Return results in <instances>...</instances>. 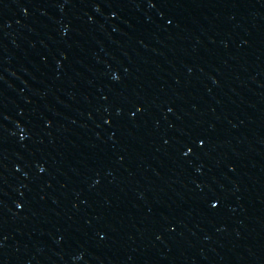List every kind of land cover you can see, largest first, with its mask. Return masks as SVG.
<instances>
[{"label": "water", "instance_id": "1", "mask_svg": "<svg viewBox=\"0 0 264 264\" xmlns=\"http://www.w3.org/2000/svg\"><path fill=\"white\" fill-rule=\"evenodd\" d=\"M264 203V0H0V264H224Z\"/></svg>", "mask_w": 264, "mask_h": 264}]
</instances>
